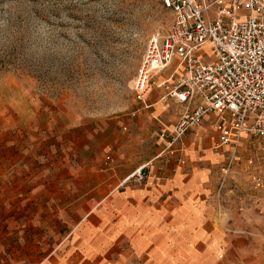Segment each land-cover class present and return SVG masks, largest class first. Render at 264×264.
I'll return each mask as SVG.
<instances>
[{
    "label": "rangeland",
    "instance_id": "obj_1",
    "mask_svg": "<svg viewBox=\"0 0 264 264\" xmlns=\"http://www.w3.org/2000/svg\"><path fill=\"white\" fill-rule=\"evenodd\" d=\"M171 23L162 0H0V264H69L63 250L49 255L64 224L57 218L56 238H48L32 223L37 209L18 207L14 186L24 179V191L32 187L28 177L47 163L57 184L75 177L71 169L97 167V158L113 167L114 137L130 133L127 121L143 110L132 82L149 37L165 34ZM161 82L160 75L157 86ZM237 151L228 181L232 200L242 195L240 182L261 199L254 208L260 233L240 236L258 237L264 255V189L251 181L264 150ZM64 210L57 207V215Z\"/></svg>",
    "mask_w": 264,
    "mask_h": 264
},
{
    "label": "crops",
    "instance_id": "obj_2",
    "mask_svg": "<svg viewBox=\"0 0 264 264\" xmlns=\"http://www.w3.org/2000/svg\"><path fill=\"white\" fill-rule=\"evenodd\" d=\"M182 76L183 68L175 61L161 75V83L173 84ZM164 95L162 88L152 93L150 106H143L135 119L127 121L130 133L114 137L119 144L112 168L104 167L103 157L97 158V167L71 169L75 177L57 184L56 169L47 163L32 172L31 180L28 177L32 187L24 191V179L14 186L17 206L37 209L32 223L45 228L48 238H56L57 218L64 224V236L51 257L63 250L64 262L69 264H264L258 237L225 231L227 226L260 233L254 208L261 199L249 184L240 182L242 195L232 200L235 190L227 183L223 206L217 205L221 169L233 155L230 146L215 148L217 114L207 115L180 141L175 157L157 158L165 145L159 133L172 129L182 112L181 105L163 100ZM248 146L260 149L244 135L236 150ZM144 166L145 181L127 180ZM57 207L67 210L57 215Z\"/></svg>",
    "mask_w": 264,
    "mask_h": 264
},
{
    "label": "built area",
    "instance_id": "obj_3",
    "mask_svg": "<svg viewBox=\"0 0 264 264\" xmlns=\"http://www.w3.org/2000/svg\"><path fill=\"white\" fill-rule=\"evenodd\" d=\"M162 4L171 12L172 23L165 34L149 37L132 90L145 107L156 87L164 89L163 100L182 106L173 128L159 133L165 145L157 158L175 157L178 144L191 130L207 115H218L215 148L230 146L233 151L221 169L215 198L221 208L241 138L252 137L264 150V0H162ZM205 48L208 51L202 53ZM175 61L183 76L157 86V78ZM146 169H137L127 180L145 181ZM251 181L256 189H264V164ZM225 231L250 234L227 226Z\"/></svg>",
    "mask_w": 264,
    "mask_h": 264
}]
</instances>
